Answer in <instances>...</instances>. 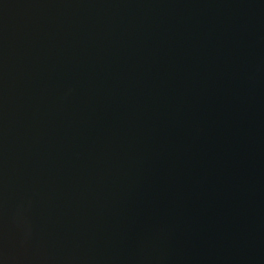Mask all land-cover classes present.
I'll return each mask as SVG.
<instances>
[{
	"label": "water",
	"instance_id": "1",
	"mask_svg": "<svg viewBox=\"0 0 264 264\" xmlns=\"http://www.w3.org/2000/svg\"><path fill=\"white\" fill-rule=\"evenodd\" d=\"M0 264H264V0H0Z\"/></svg>",
	"mask_w": 264,
	"mask_h": 264
}]
</instances>
